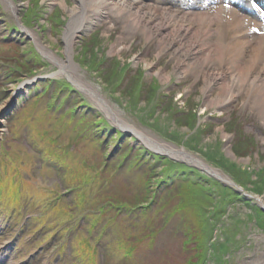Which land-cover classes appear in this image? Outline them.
<instances>
[{"label": "rangeland", "instance_id": "obj_1", "mask_svg": "<svg viewBox=\"0 0 264 264\" xmlns=\"http://www.w3.org/2000/svg\"><path fill=\"white\" fill-rule=\"evenodd\" d=\"M14 1L13 11L0 0V107L29 77L13 81L18 70L37 67L35 75L62 69V75L26 87L8 115L2 116L0 247L6 246L2 255L12 264H213V260L246 264L258 258L264 249V207L197 166L157 157L159 163L168 161L156 169L136 157L140 144L146 143L137 134L142 129L186 148L246 193L263 196L264 115L248 93H240L222 111L214 107L202 111L203 74L187 71L161 79L155 69L171 73L174 56L169 51L157 54L156 39L145 38L140 30L130 31L124 46L113 50L124 31L114 14L113 21L94 22L80 32L69 53L64 37L68 7L78 0H63L66 6L60 0ZM232 11L224 5L218 17L227 21ZM18 17L37 29V38L53 52L72 60L75 73L132 126H125L130 136L119 141L125 132L115 114L86 90L88 85L72 84L65 71L70 66L61 68L44 54L33 34L25 44L7 36L17 27ZM219 24L221 35L229 37L222 21ZM145 59L157 67L151 71ZM218 91L212 87V94ZM60 100L63 119L68 116L76 129H91L96 141L88 134L87 138L72 134L74 126L55 125ZM39 128L44 133L36 136ZM107 134L104 149L100 141ZM145 154L147 160L156 158L144 149ZM225 163L241 170L237 174ZM181 170L188 173H176ZM261 176L263 189H259ZM12 184L15 197H4L3 190ZM68 187L70 193L64 194ZM59 193L62 201L56 199ZM143 200L148 201L140 203Z\"/></svg>", "mask_w": 264, "mask_h": 264}, {"label": "bare ground", "instance_id": "obj_2", "mask_svg": "<svg viewBox=\"0 0 264 264\" xmlns=\"http://www.w3.org/2000/svg\"><path fill=\"white\" fill-rule=\"evenodd\" d=\"M7 1L12 8L15 7L12 0ZM60 1L64 4L63 6H66L65 1ZM229 1H232L235 8L226 21L218 17L220 14L218 7L212 12L207 7L196 10L191 6L178 7L151 0H78L76 4L68 7L69 19L64 33L68 46L67 52L70 53L73 50L74 40L80 32L87 30L94 22L98 24L104 20L107 23L113 21L114 14L122 20L124 31L118 35L119 40L113 45V50L124 46L122 41L127 39L130 31L140 30L145 38L156 39L157 54L161 55L169 51L174 56L175 64L171 73L164 68L155 69L157 65L145 59L148 62L146 64L151 65V71L155 69L161 79H168L172 73L181 75L187 71L195 75L203 74L205 83L202 111L208 107L222 111L227 102L245 91L264 115V25L254 16L255 6L247 0ZM221 21L225 32L229 31L227 38L224 37V32L221 35L219 31ZM226 23L229 24L230 29L226 28ZM27 31L33 34L44 54L58 62L61 68L69 65L71 69L65 70L66 73L78 85L81 86L82 83L88 85L86 90L106 105L116 117H120L99 90L92 89L90 82L86 84V81L75 73L76 67L69 57L66 59L53 52L52 48L37 38L35 30L28 28ZM214 86L219 88L216 94H212ZM10 99L0 107V130L3 126V112H5L4 109L9 108L7 104ZM128 126L131 127V125ZM137 134L151 146L157 144V150L196 163L198 166H204L202 159L184 147H179L160 137H151L144 131H139ZM199 146H202L201 143ZM226 148L230 151L228 146ZM243 189L241 188V192L264 207V195L246 193ZM227 237L229 238L227 244L231 245L230 235L227 234ZM227 249L231 252V247ZM223 262L213 260V264H223ZM5 264H11V262ZM246 264H264V249L258 258Z\"/></svg>", "mask_w": 264, "mask_h": 264}, {"label": "trees", "instance_id": "obj_3", "mask_svg": "<svg viewBox=\"0 0 264 264\" xmlns=\"http://www.w3.org/2000/svg\"><path fill=\"white\" fill-rule=\"evenodd\" d=\"M225 164L228 165V167H230V168L232 169V171H234V172L237 171V174H238V172L241 170V169L238 168V167H235V166L233 167V165L231 166V165H229V164H227V163H225ZM243 177L245 178V177H249V176H245V175H244ZM262 179H263V176H261V178H260V184H259V186L263 188V184H262V181H261ZM255 182H256V183L259 182V178H258ZM255 186H256V185H255ZM262 188H259V189H262Z\"/></svg>", "mask_w": 264, "mask_h": 264}]
</instances>
